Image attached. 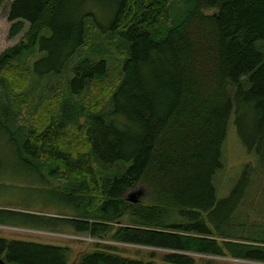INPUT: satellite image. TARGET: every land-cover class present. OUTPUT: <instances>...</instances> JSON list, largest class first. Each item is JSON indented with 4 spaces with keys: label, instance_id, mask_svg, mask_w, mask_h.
<instances>
[{
    "label": "trees",
    "instance_id": "16d2710c",
    "mask_svg": "<svg viewBox=\"0 0 264 264\" xmlns=\"http://www.w3.org/2000/svg\"><path fill=\"white\" fill-rule=\"evenodd\" d=\"M8 20L10 39L29 30L0 55V136L88 210L59 219L98 240L77 264H197L191 255L264 264V231L243 238L212 220L237 227L228 220L253 172L247 165L218 203L234 114L264 169V0H14ZM64 74L66 88L38 97L37 77ZM141 186L151 202H130ZM6 214L0 225L15 227ZM99 240L165 253L130 258ZM71 252L0 237L6 264H70Z\"/></svg>",
    "mask_w": 264,
    "mask_h": 264
},
{
    "label": "rangeland",
    "instance_id": "374dc122",
    "mask_svg": "<svg viewBox=\"0 0 264 264\" xmlns=\"http://www.w3.org/2000/svg\"><path fill=\"white\" fill-rule=\"evenodd\" d=\"M14 0H7L0 4V55L7 49L27 42V25L24 32L15 39H10L11 24L8 20L9 10ZM214 10H206L205 14L211 15ZM257 48L264 54V41L257 44ZM40 52L32 55L28 60L29 65L33 61L43 58ZM114 72L118 69L116 58H113ZM69 76L37 77V95L54 93L58 88H66ZM235 116V114H234ZM229 122L228 135L224 145L223 167L215 176V187L218 192V203L225 200L238 184L247 165L253 169L251 181L246 194L240 199L239 206L229 222L237 225L234 228L227 221V216L220 218L213 216V221L224 225L226 230L236 235L248 238L253 236L252 231L261 233L264 231V169L260 166L255 155H250L237 134L235 117ZM38 169V168H37ZM53 178L47 169L38 170L27 167L20 160L17 151L14 150L2 136H0V209L9 214L3 216L8 225L0 226V237L9 240H21L40 244L69 247L70 264H77L80 253L92 250V243L98 240L91 239L87 235H77L73 229L59 219L73 220L88 216V210L84 206L75 204L71 196L72 191L68 185ZM63 184V185H62ZM133 197L138 201L151 202L152 194L148 188L141 186L126 194V198ZM13 214V215H10ZM233 211L229 212L232 215ZM128 223L125 219L123 224ZM234 229V230H233ZM60 233H54V231ZM220 241V240H219ZM245 242V241H244ZM99 243L119 247L124 251L125 257L136 259H149L150 253L158 255L165 253L161 250H153L145 247L125 245L99 240ZM197 264H206L212 261L215 264H262L231 257H213L191 255Z\"/></svg>",
    "mask_w": 264,
    "mask_h": 264
},
{
    "label": "water",
    "instance_id": "95a60500",
    "mask_svg": "<svg viewBox=\"0 0 264 264\" xmlns=\"http://www.w3.org/2000/svg\"><path fill=\"white\" fill-rule=\"evenodd\" d=\"M128 200L132 203H137L138 200L133 198L132 196L128 198ZM0 264H6L2 259H0Z\"/></svg>",
    "mask_w": 264,
    "mask_h": 264
},
{
    "label": "crops",
    "instance_id": "0c3cea01",
    "mask_svg": "<svg viewBox=\"0 0 264 264\" xmlns=\"http://www.w3.org/2000/svg\"><path fill=\"white\" fill-rule=\"evenodd\" d=\"M0 226H3V225H0Z\"/></svg>",
    "mask_w": 264,
    "mask_h": 264
},
{
    "label": "bare ground",
    "instance_id": "6f19581e",
    "mask_svg": "<svg viewBox=\"0 0 264 264\" xmlns=\"http://www.w3.org/2000/svg\"><path fill=\"white\" fill-rule=\"evenodd\" d=\"M249 239V238H248Z\"/></svg>",
    "mask_w": 264,
    "mask_h": 264
}]
</instances>
